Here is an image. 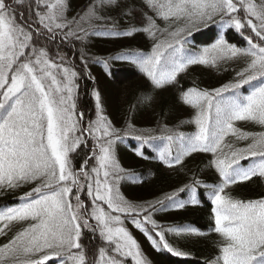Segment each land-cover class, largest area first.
Here are the masks:
<instances>
[{
  "label": "snow or ice",
  "instance_id": "6c2138e0",
  "mask_svg": "<svg viewBox=\"0 0 264 264\" xmlns=\"http://www.w3.org/2000/svg\"><path fill=\"white\" fill-rule=\"evenodd\" d=\"M120 6V0H89L82 14L68 20L64 0H0V192L28 189L18 207L0 210V237L6 239L0 243V264H149L126 222L153 249L176 257L187 254L169 243L166 232L201 235L195 228L164 229L158 224L153 213L168 206L164 200L135 204L119 193L123 169L113 146L134 126L113 127L95 90L96 118L85 126L84 114L76 112L78 72L64 56L57 53V63L46 47L36 43L45 36L48 41H79L86 69L90 35L132 36L138 30L152 41L150 53L115 59L130 60L155 89L175 86L178 75L190 65L215 67L220 61L244 59L233 82L212 91L192 87L181 93V101L195 110L189 121L195 132L164 128L160 137L139 134L135 139L166 140L160 160L168 167L180 165L193 153H211L209 164L219 181L203 186L211 187V213L220 242L215 259L206 264H264V199L245 202L228 191L238 182L264 178V0H142V28L97 31L111 19L107 13ZM134 11L125 5L122 14ZM217 17L222 29L234 28L241 34L250 29L244 35L248 46L238 48L221 35L202 53L186 51L185 33L217 22ZM104 65L107 68V61ZM253 81L259 84L241 95L240 90ZM236 122L258 126L260 131H240ZM229 136L243 146L229 141ZM89 138L91 155L77 171L70 154ZM249 158L250 166L242 167L241 161ZM201 183L194 179L179 191L188 189L189 202L195 205ZM175 195L165 199L184 208L185 203L175 202ZM85 229L102 242L91 254L81 241Z\"/></svg>",
  "mask_w": 264,
  "mask_h": 264
},
{
  "label": "trees",
  "instance_id": "16d2710c",
  "mask_svg": "<svg viewBox=\"0 0 264 264\" xmlns=\"http://www.w3.org/2000/svg\"><path fill=\"white\" fill-rule=\"evenodd\" d=\"M258 3L259 0H256ZM89 0H65L66 17L72 20L82 14L83 9ZM120 8L111 9L107 15L111 17L97 31L123 32L132 27L140 29L142 21V0H120ZM127 5L135 11L127 16L122 14V9ZM217 22H209L193 28L191 33H185L187 43L185 50L193 53H202L204 48H211V45L223 35L226 42L238 48H246L247 42L244 35L250 34V29L243 30V34L233 29H222ZM112 20L116 21V27H112ZM87 27V25H85ZM160 27L164 24L160 22ZM40 41V40H38ZM46 42L50 44L51 41ZM54 42V43H53ZM59 54L64 56L68 63L78 72L75 81L74 92L76 112L84 114V125L89 119L96 118L95 100L92 97L93 90L101 97L103 115L116 129H125L129 124L134 128L130 136H125L113 146L117 161L123 172V177L117 187L119 193L128 201L135 204L145 202L155 203L164 200L167 207L153 213V219L164 229H185L195 228L201 235L177 236L172 232H166V239L169 243L184 251L185 257H176L165 250L156 251L150 242L130 222L126 227L135 237L140 245L143 256L149 264H206L207 261L215 259L218 253L220 238L214 231V219L211 213V187L218 183L219 177L215 169L210 167L211 153H193L184 157L180 165L168 167L160 160V152L167 144L163 139H152L138 141L136 135L142 134L145 137L162 135L161 129L167 128L173 132L191 134L195 132V125L189 123L192 120L195 110L190 105H185L181 99V93L189 88L196 87L200 90L212 91L225 84L233 82L236 72L243 66L244 59L220 61L215 67L211 65H190L177 77L178 83L175 86H166L162 89H155L147 78L141 73L138 67L130 60H117V56L132 57L138 53L149 54L152 41L142 31H135L132 36L114 35H90L86 41L87 68L81 63L80 52L83 47L79 41L62 42L59 38L53 41ZM37 43V41H36ZM55 61L59 63V59ZM107 61V68L104 62ZM100 78V79H97ZM259 81H253L245 85L241 95L249 94ZM150 96L151 100L142 102L143 97ZM240 131H260L258 126L246 122H236ZM238 146L244 142H237L234 137L227 138ZM92 144L89 138L85 144L77 149L74 156L73 168L77 171ZM140 151L142 155L137 156ZM175 155V150L173 151ZM252 158L241 161L242 167H249ZM201 181L197 185V204L193 205L191 192L188 189L180 192L179 189L189 185L193 180ZM27 188L12 191L0 192V210L9 207H18L21 203L20 197ZM234 199L242 201L264 199V178L257 177L245 182H238L228 189ZM175 195V202L185 203V207L179 209L175 203L165 199L168 195ZM87 201L86 193L81 194ZM74 203V201H73ZM159 208L160 206L157 205ZM149 227H151L149 225ZM11 234V233H10ZM82 244L93 253L101 245L98 235L84 230L81 237ZM6 242L0 237V243Z\"/></svg>",
  "mask_w": 264,
  "mask_h": 264
},
{
  "label": "rangeland",
  "instance_id": "374dc122",
  "mask_svg": "<svg viewBox=\"0 0 264 264\" xmlns=\"http://www.w3.org/2000/svg\"><path fill=\"white\" fill-rule=\"evenodd\" d=\"M64 5H65V0H64ZM240 15H243V13H241ZM40 41H37V46L38 47H46L48 52H49V57L53 60H58V57H57V53H59V50L57 48L54 47L53 45V41L50 42V44H48L46 42V36L45 37H40L39 38ZM53 42V43H52ZM66 59V58H65ZM67 60V59H66ZM68 61V60H67ZM97 79H100V78H97ZM102 105V104H101ZM104 114V113H103ZM130 136V135H129ZM91 149H92V144L90 145V150H88V153L87 155H91ZM70 157L71 159L74 158L73 155L70 154ZM135 238V237H134Z\"/></svg>",
  "mask_w": 264,
  "mask_h": 264
}]
</instances>
